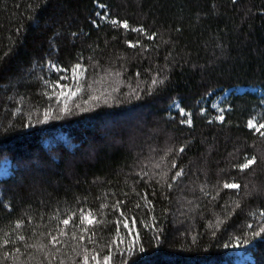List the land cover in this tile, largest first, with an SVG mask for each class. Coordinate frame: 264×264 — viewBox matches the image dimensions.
Returning <instances> with one entry per match:
<instances>
[{
  "label": "trees",
  "instance_id": "obj_1",
  "mask_svg": "<svg viewBox=\"0 0 264 264\" xmlns=\"http://www.w3.org/2000/svg\"><path fill=\"white\" fill-rule=\"evenodd\" d=\"M238 86L264 0H0V264H264V98L210 104Z\"/></svg>",
  "mask_w": 264,
  "mask_h": 264
},
{
  "label": "rangeland",
  "instance_id": "obj_2",
  "mask_svg": "<svg viewBox=\"0 0 264 264\" xmlns=\"http://www.w3.org/2000/svg\"><path fill=\"white\" fill-rule=\"evenodd\" d=\"M247 92L256 93L258 96L264 98L262 90H260L258 88L238 86V87L227 89V90L223 91L222 93L217 94L216 96H212L210 99L211 107L214 110H216L218 113H221L223 111V109L226 108L224 106V104H226L230 95H237V94L241 95V94H244ZM262 105L264 107V99L262 100ZM171 107H172L173 111H177V110L181 111L179 103L177 101H175ZM252 121L254 122V124L257 127L259 126V124L257 123L256 120H252ZM10 173H11V170H10L9 163L7 161L3 162L0 166V178L7 177L8 175H10ZM237 256H238L237 262L239 264H251V263H253L252 257L250 255L244 253L243 251H239L237 253Z\"/></svg>",
  "mask_w": 264,
  "mask_h": 264
},
{
  "label": "snow or ice",
  "instance_id": "obj_3",
  "mask_svg": "<svg viewBox=\"0 0 264 264\" xmlns=\"http://www.w3.org/2000/svg\"><path fill=\"white\" fill-rule=\"evenodd\" d=\"M112 23L113 24H116L117 21H112ZM120 26L123 27V28H125V29L128 28V25H127L126 22L125 23H122ZM132 31H140V32H143V29H132ZM154 38H155V34H153L152 36H149L148 37V39H154ZM129 46L132 47L134 45H132L129 42ZM52 67L54 68V70H57V71H60L61 70V69L56 68L55 65H53ZM57 86L58 87H63V85H59V84ZM180 114L181 115H184L183 111H181ZM219 119L222 121L223 120V116H220ZM187 123L189 125L191 124L190 118L187 121ZM248 127L249 128H256V131L257 132H260L261 129H264V123L259 124V126L257 127L252 120H249ZM261 135H264V133H261ZM180 151H183V149L181 148ZM252 163H254V160H249L247 163H244L243 165H241V171H243L244 169L248 168ZM173 167H175V164H173ZM181 175H182V172L181 171H178V172H176L175 177H178V176H181ZM175 177H173V180H175ZM169 187H171V185H169ZM224 187L225 188H229V189H238L239 188V185L236 184V183H225ZM70 219L71 218L63 220V224L64 225H68L69 222H70ZM84 220H87L89 224H92L94 222L91 218H89L87 216H85V217L82 218L81 223H83ZM17 226H19V225H17ZM125 227H128L127 222H125ZM256 235H259V233H257ZM53 239H55V237H53ZM231 246L232 247H236L237 245H231ZM226 247H228V245H226ZM128 250L131 251V248H129ZM141 251H143V249H141ZM92 259L93 260H96V257L93 256ZM103 259H104V264H109V262L112 259V257L111 256H105ZM84 264H88L87 259H85Z\"/></svg>",
  "mask_w": 264,
  "mask_h": 264
}]
</instances>
